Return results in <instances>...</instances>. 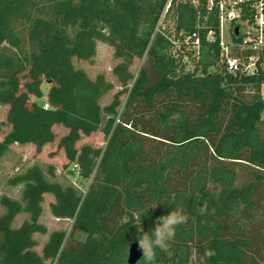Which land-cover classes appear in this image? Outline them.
I'll use <instances>...</instances> for the list:
<instances>
[{"label":"trees","instance_id":"16d2710c","mask_svg":"<svg viewBox=\"0 0 264 264\" xmlns=\"http://www.w3.org/2000/svg\"><path fill=\"white\" fill-rule=\"evenodd\" d=\"M166 1L0 0V104L10 126L0 160L14 143L40 151L61 124L57 149L90 179L79 194L38 164L9 178L22 190L20 200L0 197V264H128L139 231L174 209L187 223L169 241L171 255L156 250L155 264H264V70L225 71L218 12L207 0H172L174 32L156 31ZM192 32L197 55L185 42ZM96 41L121 59L112 69L121 89L104 106L113 84L72 63L92 58ZM134 58H143L136 74ZM98 130L108 136L104 148L76 147ZM45 193L52 215L72 223L52 231L39 254L33 235L47 232ZM21 212L29 218L12 227Z\"/></svg>","mask_w":264,"mask_h":264},{"label":"rangeland","instance_id":"374dc122","mask_svg":"<svg viewBox=\"0 0 264 264\" xmlns=\"http://www.w3.org/2000/svg\"><path fill=\"white\" fill-rule=\"evenodd\" d=\"M159 27L162 29H168L170 33L174 32L175 16L172 11L168 12L162 23H159ZM223 37L228 41H233V31L228 32L226 24L223 26ZM175 41V49L180 48L176 38L172 37ZM175 49L173 51H175ZM188 57L184 56L186 60ZM121 61L120 58L114 56L113 48L102 42L96 41V53L88 60H81L77 58L72 59V63L75 68L83 69L86 74L94 79L98 74L104 75L105 79L113 84V88L106 92L100 99L99 104L101 106L109 104L116 91L121 89V85L117 80V77L113 73L112 69ZM143 63V58H134L129 71L132 74H136ZM194 62H188L187 68L192 69ZM260 67L264 70V60L260 61ZM42 90L44 95L48 90V83L43 82ZM261 93V92H260ZM126 94L120 95L121 105L125 100ZM120 108V107H119ZM8 105L0 104V140L9 132L10 126L6 121ZM55 133L54 141L45 144L40 151L35 149V146L31 143L19 145L11 144L0 160V197L7 195L14 199L20 200L22 185L12 186L8 183V179L16 174L23 173L29 166L38 164L46 174V177L50 180H56L60 184L66 186H73L79 194H84L90 179L83 180L77 173L72 172L71 164L65 157V153L62 149H57V143L59 138L67 132V128L63 125H55L53 127ZM108 136L103 131H96L88 136L82 135L77 141L76 147L79 148L82 145L89 144L94 148H104L106 146ZM49 166L54 169V179L51 178L47 172ZM54 201L52 194L45 193L43 195V201L41 203L42 212L39 218V222L45 225L47 232L34 233L33 237L37 241V245L34 250L41 254L42 247L48 239V235L55 230H64L68 232L71 227L72 219L70 218H58L52 215L50 210V203ZM4 212V207L0 205V214ZM29 215L27 213H19L15 216L12 227L19 226L24 220H27ZM49 263V261H48Z\"/></svg>","mask_w":264,"mask_h":264},{"label":"built area","instance_id":"2783aa9c","mask_svg":"<svg viewBox=\"0 0 264 264\" xmlns=\"http://www.w3.org/2000/svg\"><path fill=\"white\" fill-rule=\"evenodd\" d=\"M196 3L198 0H191ZM172 7V0H167L163 12L156 26L160 31L159 23H162L165 16ZM216 8L220 24V57L225 71L228 73L243 72L246 74L255 73L260 67V61L264 60V0H207V8ZM226 24L228 32L233 31L237 38L228 41L223 37V26ZM238 33L235 34V28ZM183 34V32H180ZM207 40L213 39L212 31L207 33ZM192 40V49L197 55L200 48V38L197 32L186 36L185 42ZM172 43H175L171 39ZM260 60V61H259ZM259 61V63H258ZM261 96L264 99V83L261 85ZM49 107L45 104V108ZM78 165H72V170Z\"/></svg>","mask_w":264,"mask_h":264},{"label":"clouds","instance_id":"9594fccd","mask_svg":"<svg viewBox=\"0 0 264 264\" xmlns=\"http://www.w3.org/2000/svg\"><path fill=\"white\" fill-rule=\"evenodd\" d=\"M198 211L201 214L207 212V203H205ZM188 217L179 210H173L169 214L159 217L155 226L149 231L145 232L143 229L139 231L137 236V243L142 250V258L144 264H155L156 250L168 252L169 241L175 236L176 229L181 225L187 223Z\"/></svg>","mask_w":264,"mask_h":264},{"label":"water","instance_id":"95a60500","mask_svg":"<svg viewBox=\"0 0 264 264\" xmlns=\"http://www.w3.org/2000/svg\"><path fill=\"white\" fill-rule=\"evenodd\" d=\"M238 33V27L235 28V34ZM142 258V250L139 248L137 240L133 241L127 253V262L128 264H135Z\"/></svg>","mask_w":264,"mask_h":264},{"label":"crops","instance_id":"0c3cea01","mask_svg":"<svg viewBox=\"0 0 264 264\" xmlns=\"http://www.w3.org/2000/svg\"><path fill=\"white\" fill-rule=\"evenodd\" d=\"M61 125V124H60Z\"/></svg>","mask_w":264,"mask_h":264}]
</instances>
